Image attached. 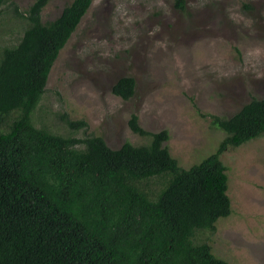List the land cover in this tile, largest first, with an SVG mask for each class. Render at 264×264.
Wrapping results in <instances>:
<instances>
[{
  "label": "trees",
  "instance_id": "obj_1",
  "mask_svg": "<svg viewBox=\"0 0 264 264\" xmlns=\"http://www.w3.org/2000/svg\"><path fill=\"white\" fill-rule=\"evenodd\" d=\"M49 1L24 10L11 2V13L0 0V23L12 14L21 26L13 44H2L0 29V264H228L195 235L231 213L221 156L264 134V97L230 117L212 115L225 137L189 168L170 154L169 132L145 130L135 113L128 125L145 144L111 148L101 135L78 137L87 122L67 114V134L38 126L50 70L92 2L72 0L43 21ZM135 88L126 75L111 92L128 100Z\"/></svg>",
  "mask_w": 264,
  "mask_h": 264
},
{
  "label": "rangeland",
  "instance_id": "obj_2",
  "mask_svg": "<svg viewBox=\"0 0 264 264\" xmlns=\"http://www.w3.org/2000/svg\"><path fill=\"white\" fill-rule=\"evenodd\" d=\"M34 0H8L24 10ZM72 0H50L43 21ZM11 7V8H9ZM1 20L2 44L21 35L18 18ZM6 15H4V18ZM132 76L135 94L111 92ZM264 97V0H92L61 49L34 112L36 124L67 134L61 114L87 122L74 135H101L109 147L148 142L128 120L138 115L150 132L166 129L165 142L180 166L189 168L213 153L225 132L212 115L230 117L252 98ZM227 167L231 213L215 230L198 231L228 264H264V134L221 156Z\"/></svg>",
  "mask_w": 264,
  "mask_h": 264
}]
</instances>
